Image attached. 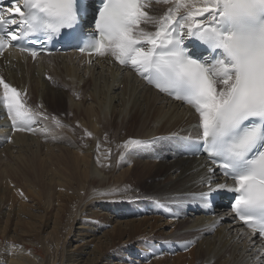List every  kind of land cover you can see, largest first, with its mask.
<instances>
[{
	"label": "bare ground",
	"instance_id": "bare-ground-1",
	"mask_svg": "<svg viewBox=\"0 0 264 264\" xmlns=\"http://www.w3.org/2000/svg\"><path fill=\"white\" fill-rule=\"evenodd\" d=\"M166 8L167 5L153 4L150 11L153 15H162ZM149 30L154 29L149 27ZM50 74L61 80L56 90L49 86ZM0 78L17 89L26 90L29 97L50 93L52 104L62 101L64 95L69 114L83 117L70 120L71 126L77 122L73 124L77 129L74 133L65 128L70 133L69 138L65 136L62 140L67 141L66 147L59 138L65 130L61 131L48 120L34 123L36 132L13 131L6 111L0 109V154H7L15 164L20 163L35 179L49 174L44 180L46 189L52 183L62 189L72 184L68 188L72 193L70 197L67 195L64 204L63 222L67 221L71 227L80 221L85 226L84 229L81 225L76 227V239L67 243L63 252L65 264H141L135 258L133 246L145 248L148 243V250H176V244L187 241H194L191 249L176 255L172 264H257L258 253L249 247L247 235H240L248 230L234 220L224 195H220L212 210L196 198L198 193L207 190V185L200 183L211 166L205 156L184 153L183 141L179 139H164L127 151L121 159L120 154L125 151L123 142L129 138L149 141L173 133L194 136L192 126L197 118L190 107L161 95L130 67L120 66L110 54L92 62L74 51L32 60L9 48L0 55ZM36 99L39 100V109H36L42 112L40 107L45 108V102ZM42 128L48 131H39ZM85 131L91 135H85ZM78 138L85 139L82 146L77 144ZM147 146L154 148L145 154L143 149ZM155 174L158 176L154 178ZM145 177L151 181L146 182ZM216 183L231 184L232 181H226L215 171ZM72 186L77 188L74 193ZM41 194L45 204L42 218L47 220L51 200ZM157 201L166 207H157ZM146 208L166 212L169 220L162 223L163 219L151 214L131 217ZM218 218L222 219L212 228ZM53 222L59 225V220ZM166 223L172 226L171 230L162 228ZM57 226L53 225L49 231L51 236ZM3 232L0 243L6 248L0 252V264H48L32 238L24 240L16 236L20 234L11 236ZM69 232L67 227L63 237ZM254 239L258 247L260 240ZM164 255L147 264H166L169 255ZM259 264H264V260Z\"/></svg>",
	"mask_w": 264,
	"mask_h": 264
},
{
	"label": "snow or ice",
	"instance_id": "snow-or-ice-1",
	"mask_svg": "<svg viewBox=\"0 0 264 264\" xmlns=\"http://www.w3.org/2000/svg\"><path fill=\"white\" fill-rule=\"evenodd\" d=\"M153 4L167 8L153 15ZM93 9V0H0V55L15 48L35 59L38 50L27 46L30 41L41 44L42 51L44 42L72 30L85 36L81 53L110 54L158 92L190 107L197 118L194 136L129 138L121 159L127 151L164 139L205 152L211 166L200 183L207 190L196 198L210 207L213 191L235 193L231 214L248 229L240 235H247L259 264L264 260V0H98ZM90 15L94 28L85 34L81 21ZM192 38L206 46L207 56L189 54L184 44ZM0 90V109L13 131L36 132L33 124L49 119L3 78ZM51 120L62 126L55 116ZM217 168L231 184H214ZM192 243L184 242V249Z\"/></svg>",
	"mask_w": 264,
	"mask_h": 264
},
{
	"label": "rangeland",
	"instance_id": "rangeland-1",
	"mask_svg": "<svg viewBox=\"0 0 264 264\" xmlns=\"http://www.w3.org/2000/svg\"><path fill=\"white\" fill-rule=\"evenodd\" d=\"M49 78L50 79L52 78L50 80L49 86H51L54 90L58 89L59 88V82L61 81L60 78L59 77H52L51 74H50ZM49 78H48V81H49ZM18 90H20V89H18ZM21 90L20 91L22 93H25L24 100L27 102V104L31 108H33V109L38 108L39 109V107H38L39 105H37V102L39 100H37L36 98H38V99L40 98V100L42 102H45V105H46L45 108L40 107V109L43 110L42 113L46 112L44 114L49 117V119H47V120L50 124L52 123L54 126H56V128H58V126L56 124H54L53 121H51V117L54 116V114H55V117L57 119L59 118L60 120L59 119L58 120L60 122H62L61 123L62 126H59V129H61V131H64L65 128H68V130L72 133H74L75 130L77 131L75 125L73 126V124H76L77 122H74L72 124V126H73L72 127L71 126L72 121H70V120H75V119L79 120L80 118H83V117H82V115H79V114H78L79 116L76 114H75V116H73L74 114H72V113L69 114L70 113L69 109H67L68 106H66L67 105V103H66L67 97H65L63 95L62 101H60L59 103L52 104L51 102H49L50 98H51L50 93H49V95L47 92H46L47 94H44V95L41 94L40 97L38 95H37L38 96L37 97L36 94H33L32 97L31 96L29 97V96H26V93H27L26 90H23V89H21ZM74 96H75V94H74ZM46 101H48L49 105H47ZM45 109H46V111H45ZM50 113H52L53 115ZM6 115H7V112H6ZM69 115H71V116H69ZM63 119H64V121H63ZM65 119H67V120H65ZM7 120H8V115H7ZM8 122H11V121L8 120ZM67 123H69V124H67ZM64 124H66V127H64L65 126ZM73 128H74V130H73ZM68 130L66 129L64 132H62L65 135H63L62 133H60L61 137L59 135V138L61 140V144L66 145V147L69 146V145H67V143L64 144L67 141L64 140L65 142L63 143L62 140H63V138H67V137L69 138L70 133ZM65 136H67V137H65ZM78 139L79 140H77V144L82 146L84 144L83 142L85 141V139L84 138H78ZM81 139H82V141H81ZM153 148L154 147L147 146V148L146 149L144 148L143 151L145 152V154H147V151L149 149H153ZM136 152H137V150H136ZM132 154L135 155V152H133ZM0 156H1L0 157V195H1L0 196L1 197V199H0V209H1L0 210V217H1L0 218V237H3V235H4L3 231H5L6 232L5 234L11 235V236H15L16 234H20L21 236H18V235H16V236L20 237L22 239L25 238L24 240H27L28 238H32L34 241L37 242L36 244H37L38 248H41L42 253L45 255V257L47 259L48 264H65L63 252H64L65 247L67 246V243L71 239H72V241L74 239H76L75 234L77 233V229H78L76 227H79V225H81L82 229H84L83 226H85L80 221L74 222V224L72 223L71 227H70V224H67V221L63 222V218H62L63 215L62 214L64 213V210H65L64 204L67 202L66 200H68L67 199L68 196L70 197V195L72 193L71 190H68L69 186L72 185L71 182L69 183L67 189L55 187L56 186L55 183H52V187L47 186V189H46V185H44V180L48 179L47 177L49 174L48 175L45 174L43 176L39 175L38 179H35L32 176L31 171L25 169L20 163L15 164L14 159H12L7 154L2 153V154H0ZM144 161H147V159H144ZM7 162L8 163L10 162V163L8 164ZM13 164L15 167L13 166ZM7 165H9V166H7ZM11 165H12V167H11ZM16 167H17V169H16ZM5 168H7V169H5ZM8 169H10V170H8ZM117 172H119V171H117ZM24 174H25V176H24ZM158 174H155L154 178L156 176H158ZM26 176H29V178L27 179L28 181L25 180ZM146 179H147L146 182L151 181L150 178H146ZM39 181H41V182H39ZM42 183H43L44 187H43ZM72 188H75V187L72 186ZM76 189L77 188L73 189V193ZM42 192H43V194L48 195L49 201L51 200L49 202V205H50L49 209L50 210L47 213V215H48V218H46L47 220H45V218H42V214H43L42 211H43V208L45 206V204H43L44 200H43V197L41 194ZM62 199H63V201H62ZM58 202H60L61 204ZM148 210L149 209H147V208L145 210H140V212H138V215L135 214V216H131V217L137 218V217L144 216V214L145 215L151 214L153 216L159 217L160 219H163V220H161L162 223H163V221L165 222V221L169 220V218L167 216L169 214L166 215V212H164V211L163 212H153L151 210H149V211ZM56 214L58 215V217ZM2 216H4V217H2ZM7 218L9 219V221ZM54 219L59 220V225L57 224L58 226L53 224ZM68 219L69 218H67V220ZM27 222H28V224H25ZM43 222H44V225H42ZM32 223L34 224V226ZM53 225L57 226V228L55 229L53 236H51V234H49V231L52 229ZM4 226H6L7 228ZM27 226H28V228H27ZM67 227L69 228L70 232H69V234L67 233L66 237H63V232ZM70 228L72 229V232H71ZM162 228H164L165 230H171L172 226H170L166 223L164 225V227H162ZM28 230H29V232H28ZM26 232H27V234H26ZM81 234H83V233H81ZM56 235H57V237H56ZM42 237H44V238H42ZM87 239H90V238L87 237ZM4 242H6V241H4ZM176 245H177L175 247L176 250H174V249L173 250H164L163 249L161 251H156V250H151V249L148 250L150 247H149V244L147 243V247L138 248V246L135 245V246H133V250H134L135 255H136L135 258L140 260L139 262L141 264H147L152 259H157L156 258L157 256L160 257L162 254L163 255L165 254L166 256L169 255V257H167L169 261H167L166 264H172L173 259H175L176 255L184 254L188 250H190L192 247V245H189L187 250H185L183 247V244H181V245L176 244ZM4 247L6 248L5 244L0 243V252L5 250ZM143 255H144V257H143Z\"/></svg>",
	"mask_w": 264,
	"mask_h": 264
}]
</instances>
